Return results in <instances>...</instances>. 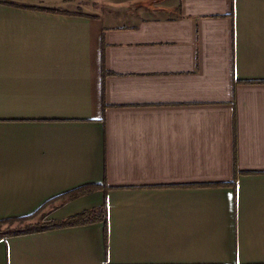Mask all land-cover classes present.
Here are the masks:
<instances>
[{
  "label": "crops",
  "instance_id": "crops-1",
  "mask_svg": "<svg viewBox=\"0 0 264 264\" xmlns=\"http://www.w3.org/2000/svg\"><path fill=\"white\" fill-rule=\"evenodd\" d=\"M86 184L0 264H264V0H0V220Z\"/></svg>",
  "mask_w": 264,
  "mask_h": 264
},
{
  "label": "trees",
  "instance_id": "trees-1",
  "mask_svg": "<svg viewBox=\"0 0 264 264\" xmlns=\"http://www.w3.org/2000/svg\"><path fill=\"white\" fill-rule=\"evenodd\" d=\"M103 188V185L99 184H86L83 186H79L74 188L68 192L60 194L54 198H51L44 204H42L39 208H37L31 214H27L25 216L20 217H11L0 220V236L5 235H17L20 233L30 232V231H42L48 230L58 227H67V226H75V225H86L94 222L102 221L106 224L107 221V205L106 201L103 202L101 206L93 207L90 209H85L81 212L70 215L64 219H48L46 218V207L48 204L53 203L55 201H63L73 199L80 195L92 192L98 188ZM108 188L105 186L104 190L106 191ZM16 224V226H12ZM2 227H5L7 232L2 231Z\"/></svg>",
  "mask_w": 264,
  "mask_h": 264
},
{
  "label": "rangeland",
  "instance_id": "rangeland-1",
  "mask_svg": "<svg viewBox=\"0 0 264 264\" xmlns=\"http://www.w3.org/2000/svg\"><path fill=\"white\" fill-rule=\"evenodd\" d=\"M12 226H16V224H13ZM4 228H5V227H2L1 230L7 232L6 229H4Z\"/></svg>",
  "mask_w": 264,
  "mask_h": 264
}]
</instances>
